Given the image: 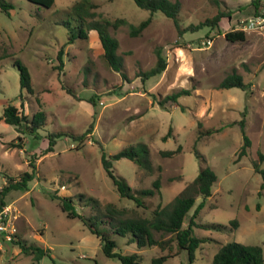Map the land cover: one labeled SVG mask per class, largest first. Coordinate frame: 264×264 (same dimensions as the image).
I'll list each match as a JSON object with an SVG mask.
<instances>
[{
	"label": "rangeland",
	"instance_id": "1",
	"mask_svg": "<svg viewBox=\"0 0 264 264\" xmlns=\"http://www.w3.org/2000/svg\"><path fill=\"white\" fill-rule=\"evenodd\" d=\"M5 1L12 9L8 14L0 9V115L6 104L19 107L22 99L25 113L41 110L45 122L35 139L0 121V187L6 185L8 177L34 167V177L26 189L8 191L2 206L9 208L16 228L14 240L49 249V256L37 264H120L103 256L98 239L78 219L67 218L51 195L84 193L96 198L100 208L110 204L124 209L125 216L149 217L157 203L169 202L203 166L214 172L216 181L210 196L197 197L183 219L185 226L203 201L192 234L207 241L195 250L191 264H210L218 247L229 242L259 245L264 258V189L259 192L261 178L252 168L261 153L259 167L264 170V30L245 31L244 41L223 38L224 32L239 29L253 16V0H177L180 29L196 26L219 11L231 12L228 19L219 22L218 29L202 26L181 35L171 19L140 9L132 0H90L96 5L91 10L95 19H123L133 25L149 20L137 36L129 35L126 23L115 29L108 27L118 42L116 53L122 59L125 79L105 63L95 31L90 30L86 39L65 44L74 25L66 7L77 0H53L49 8L27 0ZM207 37L210 45L204 44ZM157 51L166 61L164 71L141 79L137 73L155 65ZM14 59L20 60L30 75L32 93L23 90L21 98ZM232 72L242 76L246 88L218 89V83ZM180 89L190 93L179 95L165 108L157 105L156 98ZM92 95L94 106L88 102ZM241 119L250 146L235 163L242 143L237 124ZM230 123L234 124L227 126ZM89 127L82 140L62 136L52 152L43 154L48 132L65 130L80 135ZM169 128V136L162 140ZM208 129L219 131L197 138ZM137 143L147 145L151 171L125 158L113 161L112 167L133 189L148 188L154 179L159 180V195L144 198V208L119 197L101 166L102 155L108 157ZM177 145L178 153L169 157L159 154ZM194 149L203 162L194 156ZM75 209L83 215L94 212L78 205ZM231 220H236V228L230 226ZM112 239L116 252L139 255L137 264H149L152 256L167 252V247L163 251L157 247L138 249L127 242L128 236L112 235ZM166 246L170 252L175 250L173 242ZM18 252L13 241L5 243L0 249V264H31L30 255ZM187 262L186 252L180 250L165 264Z\"/></svg>",
	"mask_w": 264,
	"mask_h": 264
},
{
	"label": "trees",
	"instance_id": "2",
	"mask_svg": "<svg viewBox=\"0 0 264 264\" xmlns=\"http://www.w3.org/2000/svg\"><path fill=\"white\" fill-rule=\"evenodd\" d=\"M37 6L43 8H49L53 4V0H27ZM133 3L140 9H144L153 12H160L166 18H169L174 23L178 35L183 32L191 30L195 31L202 26H209L210 28L218 29L219 22L230 17V11H219L214 16L205 19L196 26L189 25L184 29H180L177 23V16L180 11V3L177 0H132ZM259 0L251 1L253 15L258 13L260 4ZM96 5L90 0H77L70 7H66L68 14L74 21V25L68 34L65 44L71 43L74 39H86L90 30L95 31L97 39L103 51V59L107 66L112 70L119 72L122 78L125 79V75L122 73V59L116 53L118 42L110 32L108 27L115 29L119 24H125L123 19H115L114 21H108L103 18H94V11ZM0 9L8 14V10L12 9V5L5 0H0ZM149 20L145 19L140 21L137 25L126 23L129 28V35L137 36L148 24ZM62 24H68L61 22ZM211 37V36H210ZM207 37V38H210ZM245 33L241 30H231L223 33V38L229 42L244 41ZM61 49L57 52V60L60 61ZM157 59L155 65L146 71L138 72L137 76L143 80L149 77L159 75L164 71L166 66L165 59L156 52ZM12 65L16 67L18 72V83L20 93L18 95L21 98V92L24 90L27 94L32 93L30 84V75L26 66L18 59L12 61ZM241 75L232 72L226 75L217 85L218 89L239 88L244 90L246 88ZM69 94L74 96L71 89H66ZM189 90L180 89L179 91L172 92L165 95L161 99L156 98L157 105L161 108H165V104L168 102L174 103L176 98L182 94H189ZM94 96L92 95L88 102L93 106L95 105ZM0 121L7 125L16 127L21 134L31 136L38 139V131L44 125L45 117L44 112L41 110L26 114L24 111L23 101L19 100V107L14 104H6L2 109L0 115ZM234 123H230L227 126H231ZM240 132L242 143L235 153L234 162H238L243 158L247 149L250 146V140L244 131V120L241 119L237 122ZM91 128L89 127L85 133L80 135H73L69 131L56 130L48 132L44 138L46 139V147L43 154L52 152V147L57 139L62 136L72 139L73 141L82 140ZM219 131L208 129L204 132H200L197 135L199 138L202 135H209L213 132ZM171 129L169 128L166 135L162 137L165 140L169 136ZM180 151V145H177L174 150L159 151L162 157L172 156ZM194 156L204 161L201 154L195 149L193 151ZM120 158L128 159L133 162L138 168L151 171L152 165L148 157V147L144 143H137L136 145H129L120 149L116 153L106 157L102 155L101 166L105 172V175L110 180L111 185L114 187L116 193L121 198L132 200L138 207L144 208L143 199L146 197H152L155 194L159 195V180L156 178L151 182L148 188H131L126 181L115 174L112 167V162ZM263 161V155L257 154V160L252 162L253 171L260 175L261 182L259 184V192L264 189V170L259 167V162ZM31 170L29 172L23 171L18 174L17 177H8V182L5 186L0 187V206L3 205L2 198L10 190H25L27 183L34 177L33 165H30ZM216 181L214 172L207 166H203L199 169L196 177L189 183H187L169 202L165 204L157 203L153 209L150 210L149 217L142 216H125V210L116 208L113 205L106 204L100 208L96 198L88 196L84 193H77L74 196H58L51 195L52 199L58 201V206L61 212L65 214L67 218L78 219L86 228L89 233L94 235L99 242L100 250L103 256L107 258H114L119 261L120 264H137L139 255L136 253L121 254L116 252L115 241L112 239V235L120 237L128 236V243H134L138 249L157 247L160 251H163L167 247V252L164 254H158L152 256L149 260V264H165L167 259L176 256L180 250H184L187 255L188 262L191 264L194 260V252L203 242H206V238H199L192 234V227L197 226L194 222V218L197 216L199 210L203 206L201 201L191 213V216L185 226H183V219L188 211L193 206L195 199L201 197L202 199L210 196V189L212 184ZM75 205L80 208H87L94 211L92 214L83 215L78 213L75 209ZM230 226L236 228V220H231ZM216 229L222 230L223 227L214 225ZM157 234V237H155ZM169 235V238L164 240L162 237ZM173 242L175 250L170 252L169 246H166L167 242ZM14 245H18L19 254L30 255L31 264H37L43 256H49V249L42 248L35 244L25 245L20 239L13 240ZM210 264H264V258L262 255V249L259 245H245L237 242H229L218 247L216 252L212 255Z\"/></svg>",
	"mask_w": 264,
	"mask_h": 264
},
{
	"label": "built area",
	"instance_id": "3",
	"mask_svg": "<svg viewBox=\"0 0 264 264\" xmlns=\"http://www.w3.org/2000/svg\"><path fill=\"white\" fill-rule=\"evenodd\" d=\"M261 29L264 30V0L260 1L258 13L248 18L239 29L243 32L249 30ZM211 38H207L204 44L210 45ZM16 228L10 221L9 208L7 206H0V249L4 247L5 243H10L15 239Z\"/></svg>",
	"mask_w": 264,
	"mask_h": 264
}]
</instances>
